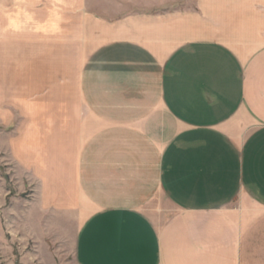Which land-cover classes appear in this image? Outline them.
<instances>
[{
  "label": "crops",
  "instance_id": "obj_1",
  "mask_svg": "<svg viewBox=\"0 0 264 264\" xmlns=\"http://www.w3.org/2000/svg\"><path fill=\"white\" fill-rule=\"evenodd\" d=\"M76 2L8 139L35 209L78 227L77 264H264V0Z\"/></svg>",
  "mask_w": 264,
  "mask_h": 264
},
{
  "label": "rangeland",
  "instance_id": "obj_2",
  "mask_svg": "<svg viewBox=\"0 0 264 264\" xmlns=\"http://www.w3.org/2000/svg\"><path fill=\"white\" fill-rule=\"evenodd\" d=\"M193 3L194 0H85L81 6L95 16L113 18L135 11L161 10L167 5L172 10L191 7ZM77 5L76 0H0V62L5 40L10 63L5 67L0 63V264H77L78 227L59 217L52 218L50 213H38L35 188L12 159L8 147V139L17 134L20 100L27 101L25 83H20L22 73L29 76L30 70L34 71L24 65L33 59L36 47L44 51L43 59L65 58L70 36L67 12ZM51 69L37 66L42 76L50 74ZM3 78L9 81V88Z\"/></svg>",
  "mask_w": 264,
  "mask_h": 264
}]
</instances>
